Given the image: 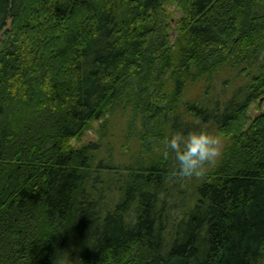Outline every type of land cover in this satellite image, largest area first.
<instances>
[{
	"label": "trees",
	"instance_id": "1",
	"mask_svg": "<svg viewBox=\"0 0 264 264\" xmlns=\"http://www.w3.org/2000/svg\"><path fill=\"white\" fill-rule=\"evenodd\" d=\"M177 131L219 135L218 163L178 177ZM57 255L264 264V0H0V264Z\"/></svg>",
	"mask_w": 264,
	"mask_h": 264
},
{
	"label": "clouds",
	"instance_id": "2",
	"mask_svg": "<svg viewBox=\"0 0 264 264\" xmlns=\"http://www.w3.org/2000/svg\"><path fill=\"white\" fill-rule=\"evenodd\" d=\"M165 159L174 154L176 174L181 178H199L210 166H214L223 155L222 138L209 131H177L164 140ZM53 264H58V255Z\"/></svg>",
	"mask_w": 264,
	"mask_h": 264
},
{
	"label": "rangeland",
	"instance_id": "3",
	"mask_svg": "<svg viewBox=\"0 0 264 264\" xmlns=\"http://www.w3.org/2000/svg\"><path fill=\"white\" fill-rule=\"evenodd\" d=\"M168 10L172 13V15H173L172 17L173 18L179 16V11L176 9V6H175L174 3H172V2L169 3ZM170 33H171L172 37L175 36V32L173 30H171ZM129 83H130V87L132 85V88H133L132 95H134V92L136 93V92H138V90H140L141 86H140V88L137 87V85H141L140 76L134 78L133 84H132V80ZM219 86L220 85H218V87ZM132 88H131V90H132ZM189 89H190V91L188 90V91L185 92L184 99L185 98L188 99L190 97H193L199 90H202L203 88H202V86H199V85L193 83V84H190V88ZM228 92H230V88L229 87H228ZM199 93H200V91H199ZM258 109L259 108L257 106V103H255V104H253L250 107V112L249 113L252 115L256 111H258ZM128 112L126 114H119V113H116V112L115 113L114 112L109 113V115L107 114L108 118L110 119V121H109V123L108 122L106 123V126L108 128H110L109 129L110 135L114 136V138H115L114 140L116 142L115 143L116 145L122 144V143H119V142H121L122 141L121 139L124 138L122 136V134L125 132V130H126V132L128 134L127 135L128 137H126V139H125V141H126L125 142L126 143L125 146L126 145H132L133 142H135V141H133V138L137 140V131L140 128L139 127L140 124L138 123V121L136 123H133L134 120H132V121L130 120L131 121L130 122L129 118H131L132 116H131V113H128ZM132 112H133V110H132ZM101 122H102V120L98 121V122H93L91 124V127L88 130H86L81 135V137L79 139L72 140V144L74 146L78 147V146H81V145H83V144H85V143H87L89 141L96 140L97 132H98V130L100 128ZM137 127H139V128H137ZM123 128H125L124 131H123ZM222 141H223V145H224L225 140L222 139ZM138 147L140 149V146H137L136 144H133L131 146V148L133 149V153H135V151L138 150Z\"/></svg>",
	"mask_w": 264,
	"mask_h": 264
}]
</instances>
